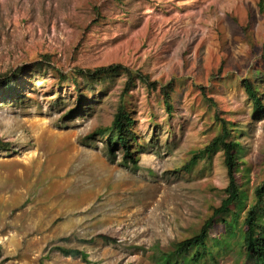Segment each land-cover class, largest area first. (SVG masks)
Wrapping results in <instances>:
<instances>
[{
    "label": "rangeland",
    "instance_id": "obj_1",
    "mask_svg": "<svg viewBox=\"0 0 264 264\" xmlns=\"http://www.w3.org/2000/svg\"><path fill=\"white\" fill-rule=\"evenodd\" d=\"M112 65L156 90L137 82L124 94L126 72L79 76ZM15 74V93L0 95V264H84L60 249L160 264L157 249L198 234L225 199L221 152L188 166L221 121L237 135L243 194L232 232L215 220L207 247L218 258L202 264H246L238 244L264 181V111L243 85L264 106V0H0V76ZM121 105L137 169L91 138Z\"/></svg>",
    "mask_w": 264,
    "mask_h": 264
},
{
    "label": "trees",
    "instance_id": "obj_2",
    "mask_svg": "<svg viewBox=\"0 0 264 264\" xmlns=\"http://www.w3.org/2000/svg\"><path fill=\"white\" fill-rule=\"evenodd\" d=\"M21 71L20 69L17 73ZM121 72L127 73V90L124 94H127L128 90L134 88L137 82H141L149 91L156 90V85L154 83H149L147 76L126 70L122 66L112 65L98 68L94 71H79V76L87 79H98L103 76L115 75ZM4 77L5 79H2ZM15 78L16 74L10 78L0 76V95L6 94V96H11L15 93V90L12 88ZM243 87L246 97L252 103L253 111L255 113L264 111V106L260 101L258 91L248 82L244 83ZM160 92L164 97L165 107L169 110L168 94L163 88H161ZM79 97H81V95H79ZM133 125V120L124 110V106L121 105L111 125L106 128L98 129L93 133L91 138L95 137L100 138V140H105L108 152L112 156L114 154L113 149H119L122 152L123 163L126 165L129 164L132 168L137 169L140 155L135 149L137 139L132 131ZM236 136L232 125L221 121L220 133L201 152L195 154L188 163V166H192L202 157L211 159L216 153L221 152L228 177V185L224 190L225 199L222 200L218 208L213 210L211 217L203 224L198 234L185 241L174 244L165 254L157 249L156 257L160 264H202L206 263L208 258L213 262L218 258L217 255L207 247L209 232L215 220L221 223L226 233L232 232L234 227L230 224V221L227 220L230 219L228 217L231 215V208H241L238 207V205L240 204L243 193L238 185L236 177L240 169V163L236 154ZM0 148H7V146L1 145L0 143ZM263 202L264 181L262 186L255 190V203L247 211L243 235L238 244L239 256L240 258L242 257L241 259H244L246 264L248 261H251L253 264H264V210L261 208ZM236 217L237 216L234 215V218ZM223 238H220V241L218 239L215 244V248L219 246V251H223L227 247ZM60 251L64 256L78 258L84 264H94L91 263L88 257L82 252L66 249H60Z\"/></svg>",
    "mask_w": 264,
    "mask_h": 264
}]
</instances>
